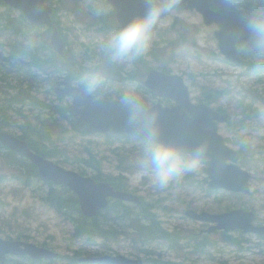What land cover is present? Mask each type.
I'll list each match as a JSON object with an SVG mask.
<instances>
[{
  "label": "rangeland",
  "instance_id": "374dc122",
  "mask_svg": "<svg viewBox=\"0 0 264 264\" xmlns=\"http://www.w3.org/2000/svg\"><path fill=\"white\" fill-rule=\"evenodd\" d=\"M178 1L164 0V2L170 3ZM51 3L57 8L56 20L58 23L60 22L61 33L66 41L69 56L72 54L75 58H80L78 60L81 66L77 65V69H73V72L67 74H71L72 81L78 84V78L85 70L94 68L101 71L105 76V88L97 93L100 97L117 99L121 98L124 92L132 90L148 106L159 100L164 105H173V101L159 99L141 86L144 84L148 70L156 67L167 68L185 76L190 86L191 97L196 102L204 87L214 88L215 90L228 91L221 94L212 106H222L232 116L240 118V120L244 118L242 113L244 103L254 104L259 111L254 110L249 126L240 130L238 138L234 136V131L228 130L225 125H222L220 130L226 137H231L229 144L233 148L240 149L242 141L252 144L245 148L246 157L241 162V166L252 173V191L249 194H233L222 189H211L207 180V161L198 172L185 173L166 189L154 188L150 178L143 175L137 165L141 154L142 140L116 135L80 133L72 127L68 120L59 122L63 127H58L52 137L53 143L58 149L55 151V155L50 158L67 169L87 176H96L99 173L98 162L103 177L118 175L122 171L128 181L127 190L142 197L144 203L153 204L152 212L156 219L163 224L162 226L169 229L177 228L183 231L186 236L194 235L195 232L201 236L202 240V235L199 234L200 230L210 226V224L188 218L185 211L190 208L198 212L208 211L211 213H221L235 208L254 210L258 214L257 224H264V73L255 70L248 72L246 66L240 68L226 61L219 50L215 37V31L219 30V26H207L198 12L177 9L172 5L169 15L161 18L160 23L154 29L151 42L142 54L144 61L137 65L138 56L115 63L120 66V72L115 73L114 70L109 69L114 62L107 59L101 47L102 41L112 30H105L104 24H101L102 26L95 25L94 20L95 16H104L103 18H105L107 16L105 11L111 13V9L104 4V0H80L79 2L76 0H53ZM96 7H101L105 11L97 14ZM8 8V6L0 5V14H6ZM261 10L259 11L262 12ZM92 12L93 14H91ZM9 13L12 18L18 17L20 14L15 9L9 10ZM47 30V28L35 29L24 24L22 31H19V34H14L5 29L1 20L0 55L3 57L9 55L14 44L26 43L30 36L41 37ZM40 37L38 38L40 39ZM155 48L163 50L164 56L169 60L167 64L162 61L163 58L151 55ZM240 51L244 52L242 47H240ZM247 60L262 65L264 64V52L255 57H247ZM133 70L137 72L135 78L129 75V71ZM65 75L66 72L58 76L64 79ZM24 81L28 82L25 79ZM18 83L14 73L7 76L0 72V102L5 101L11 94H16L18 88L15 86ZM24 88L30 89L28 86ZM48 89L47 85L38 87L42 98H47L48 101L56 102L59 105H68L71 101L70 98L56 96L54 91L51 93ZM31 101L25 99L17 104L16 101H12L11 107L4 111L11 124L6 126L5 130L12 134L22 135L21 126L26 122V118H33L38 112H41V110L34 109ZM14 107L17 109L20 107L22 114L13 110ZM42 113L46 117L45 112ZM241 139L243 140L241 141ZM53 143L47 141L49 147H54ZM13 166L7 162L0 163V235L3 238L17 239L16 237L21 234L23 241L52 248L60 254L54 264H69L70 257L74 256V250L82 249L83 246L86 249L83 255L119 253L133 257L132 247L135 243L132 239L134 228L131 226V221L136 218L140 222H147V219L143 218L144 212L140 206L124 203L133 210L129 216H125L122 208L118 207L110 209L109 214L104 213L107 214L108 219L111 218L107 228L117 230L113 233L114 240L92 237V241L86 242L83 239H74L72 233L75 227L74 220L78 217V213H74L76 217L70 218V220L58 215L42 200L48 194L49 184L32 172L28 174L31 167L26 166L24 171L30 177L28 187H26L17 175L14 176ZM222 234L221 231H217L208 237L211 241L220 242ZM247 236L250 237V243L246 245V248L250 246V249L237 251L236 248L220 242L217 249H211L213 260L198 251L196 252L192 247H186L184 243H182L184 249L180 251H175L166 245L159 244V242L152 243L150 248L155 252L153 255L155 260L180 261L185 259L194 264H264V239L252 234ZM140 258L146 261L144 254ZM4 264L43 263H35L25 257H7Z\"/></svg>",
  "mask_w": 264,
  "mask_h": 264
},
{
  "label": "water",
  "instance_id": "95a60500",
  "mask_svg": "<svg viewBox=\"0 0 264 264\" xmlns=\"http://www.w3.org/2000/svg\"><path fill=\"white\" fill-rule=\"evenodd\" d=\"M117 8V18L123 27L134 17L142 15L147 10L146 0H108ZM4 2L21 10L35 25L51 24L52 7L46 0H4ZM211 5H217L214 11ZM178 8L197 9L204 16L207 24L218 23L221 30L216 33L219 46L228 60L243 65L239 57L237 44L244 43L250 54H256L264 49L252 48L249 43L247 20L253 15H262L249 10L239 9L228 0H181ZM168 10L162 15L166 16ZM53 48L63 57L65 56V42L57 26L51 34ZM145 85L159 97L176 99L179 104L165 107L157 103L148 108L156 117L159 127V139L177 144L186 150L203 144L207 147L205 159L210 160L207 173L211 178L210 186L214 189L225 188L235 192H250L251 174L243 170L238 163L240 154L225 144L224 137L218 133V123L228 120L229 115L214 110L211 106L200 103L193 104L190 100L189 88L183 76L167 74L158 69L150 70ZM59 95L73 97V103L68 111L73 115L80 126H87L89 133H108L135 136L142 139V134L129 126L126 119V106L121 99H95L93 95L84 92L79 86L65 81L62 86L56 87ZM1 144L23 157H26L39 168V173L45 179L56 185H63L78 194L83 213L95 216L100 209L106 208L109 199H119L127 202L140 203L139 196L115 190L111 183L97 182L93 177L83 176L72 170H67L52 160L33 152L29 144L6 131L0 130ZM233 163H229V161ZM186 215L198 221H207L212 226L207 230L212 233L216 230L227 232L242 230L244 233H255L264 236V225H256L257 215L253 211L235 209L232 211L214 214L198 212L190 209ZM0 253L15 256L29 255L34 259H53L58 254L45 247L31 242L7 240L0 236ZM81 262L101 264H145L143 260L130 258L125 255H103L98 257H81ZM1 264V260H0Z\"/></svg>",
  "mask_w": 264,
  "mask_h": 264
},
{
  "label": "trees",
  "instance_id": "16d2710c",
  "mask_svg": "<svg viewBox=\"0 0 264 264\" xmlns=\"http://www.w3.org/2000/svg\"><path fill=\"white\" fill-rule=\"evenodd\" d=\"M52 1L53 0H51V2ZM76 1L79 2L80 0ZM233 1L236 2L241 8L256 12H259V10L262 9L261 11L264 13V0ZM0 5L6 6L3 0H0ZM11 9L12 8L9 7L6 14H0V21H3L6 30H10L14 34H19V31H22L24 24L34 27L35 29H41V27L31 25L25 15L22 13H20L18 17L12 18L9 13V10ZM91 14H93V12ZM56 17L57 8H55V12L53 14V22H55L58 25L60 31H62L60 22L58 23ZM95 17V25L102 26L101 24H104L106 26L104 28L105 30H114L112 20L109 16H106L105 18H103L104 16ZM47 29L48 30L43 33L41 37H35L36 43L34 46L28 47L27 43H17L13 45L9 55L4 57L0 55V72L7 76L11 73H14L17 76V80L19 82L18 85L15 86L18 88L16 94H11L10 97H8L5 101L0 102V105L2 104V106H0V128H5L6 126L11 125L9 123V117L4 114V111L9 109L8 107H11L13 104L12 101H16L17 104L25 99L32 100L30 103L33 105L34 109L41 110V112H38V114H36L33 118H26V122L23 124V126H21V138L28 140L32 150L42 154L43 156H53L55 155V151L58 149V147L53 143L52 137L56 133L58 127H63L62 124H59L60 121L68 120L75 130L83 133L85 130L76 124L74 119L68 114L67 107L65 105H59L56 102L54 103L48 101L47 98H42L39 92L40 90H38V87L47 85L49 87L48 90L53 93L54 87L59 84L58 75L66 72L65 78L72 81V75L67 73H71L73 72V69H77V65H79V67L81 66L78 60L80 58H75L72 54L69 56L67 50L66 58H62L55 50H53L50 44V32L52 26H49ZM38 37H40V39ZM151 55L156 58H163L162 61H164L165 64H167V61H169L167 57L164 56V52L161 49L155 48L152 50ZM2 59L4 60L3 62ZM143 61L144 57L140 55L139 61L136 62V64L140 65ZM263 66L264 65L250 64L249 68L259 72ZM109 69L114 70L115 73L120 72V66L115 63H113ZM162 69L168 71L167 68ZM129 75L133 78L137 77L136 70L129 71ZM24 79L28 82L25 83ZM25 86L30 87L32 92H30V89H25ZM96 95L98 96V94ZM210 95H214L211 90L208 91V96ZM18 109L16 107L13 108V110H16L17 113L22 114L21 108L18 107ZM253 110L258 112V109H253L252 106H246L243 109V112L246 117H252L251 112ZM42 112H45L46 117L43 116ZM236 124L237 122H235V125ZM119 137H125L129 139L132 138L129 136ZM47 141L53 143L54 147H49ZM2 162H7L10 166H15H13L14 176L16 177L17 175L22 184L26 187H28L30 178L24 171L26 166L31 167V170L28 172V174L32 172L35 176L39 177L37 168L33 164L24 158L19 157L13 151L4 148L0 143V163ZM98 166L101 168L99 162ZM100 168L99 173L94 176L96 180H106L111 182L117 189L127 190L128 181L124 177L122 171L118 175L103 177V172ZM47 183L49 184L50 189L47 196L42 198L45 205L52 208L58 215L65 218L66 220L76 217L74 213H78V217H76L74 220L75 227L72 233V238L74 239H83L84 241L89 242L92 241V237H99L101 239L112 241L114 240L113 233L117 232V230H111L107 228L111 219L107 218V214H109L110 209H116L117 207L122 208V212L125 216H129V214L133 212L129 206H126L122 201L117 200L112 202L105 211L100 212L97 216L93 218L85 217L81 213L77 196L71 190L62 186L55 187L51 182ZM139 206L143 209V218L147 219V222H140V220L136 218H133L131 221V226L134 228V234L132 238L135 243L132 247L134 256L140 257L144 254L146 260L150 262L149 264H194L192 262H188L185 259H181L180 261L163 259L155 260L153 258L155 252L150 247L152 246V243L159 242V244L166 245L175 251L183 250L184 248L182 243H184L186 247H192L194 250H196V252L198 251L201 254H204L209 259H214L211 249L218 247V241L209 240L208 235H203L201 240V236L195 232L194 235L186 236L183 231L177 228H166L162 226L163 224L156 219L154 213L152 212L153 204L143 202L142 205ZM227 209L229 210L230 208ZM16 238L21 239L23 236L19 234V236ZM220 241L227 246L236 248L237 251L250 249L246 248V245L250 243V237L244 235L241 232L236 235L224 232ZM84 251H86L85 246H83L82 249L74 250V256L70 257L71 263L69 264L78 263L76 258L82 256Z\"/></svg>",
  "mask_w": 264,
  "mask_h": 264
},
{
  "label": "clouds",
  "instance_id": "9594fccd",
  "mask_svg": "<svg viewBox=\"0 0 264 264\" xmlns=\"http://www.w3.org/2000/svg\"><path fill=\"white\" fill-rule=\"evenodd\" d=\"M146 3L148 7L142 15L113 30L102 41V50L110 62L119 63L142 55L162 15L172 6L164 0H146ZM95 11L101 14L105 10L96 7ZM246 27L250 46L264 49V15L250 16ZM26 43L32 47L36 40L30 36ZM78 84L84 92L97 94L105 88V76L101 71L90 68L80 74ZM121 101L126 106L127 123L142 134L137 165L141 173L150 178L154 188L166 189L185 173L198 172L203 167L207 152L205 145L186 150L160 140L156 117L146 107L144 100L136 92L128 90L122 94Z\"/></svg>",
  "mask_w": 264,
  "mask_h": 264
},
{
  "label": "flooded vegetation",
  "instance_id": "af4514ba",
  "mask_svg": "<svg viewBox=\"0 0 264 264\" xmlns=\"http://www.w3.org/2000/svg\"><path fill=\"white\" fill-rule=\"evenodd\" d=\"M244 59H245V62L247 63L248 62V60L246 59V57L244 56V55H242V54H240ZM245 63V64H246ZM208 99H210V98H208ZM222 125H225L226 126V128L228 129V130H231L232 131V129L234 128V126H235V122H234V118H232V119H230L229 120V122L228 123H225V124H223V123H220L219 124V129L221 130V128H222ZM242 129V128H241ZM234 136H235V134H234ZM228 139H231V137L230 136H228L227 137ZM203 230V229H202ZM38 263H43V264H48L49 262L48 261H37ZM49 264H54V263H49Z\"/></svg>",
  "mask_w": 264,
  "mask_h": 264
}]
</instances>
